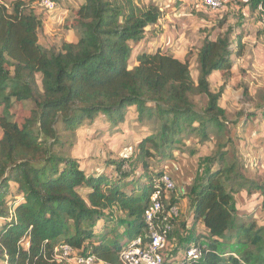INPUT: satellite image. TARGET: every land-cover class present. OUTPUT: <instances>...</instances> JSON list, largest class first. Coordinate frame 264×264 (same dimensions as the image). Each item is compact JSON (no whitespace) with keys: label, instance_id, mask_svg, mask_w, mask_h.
<instances>
[{"label":"trees","instance_id":"obj_1","mask_svg":"<svg viewBox=\"0 0 264 264\" xmlns=\"http://www.w3.org/2000/svg\"><path fill=\"white\" fill-rule=\"evenodd\" d=\"M40 1L19 0L10 10L0 0V262L59 264L54 250L68 244L91 251L104 264H121L122 247L149 234L145 213L165 174L152 169L155 154L168 161L198 136L200 144L213 143L216 151L188 193L191 218L209 239L195 264H264V227L238 220L234 205L243 189L261 194L264 204V178L245 176L220 106L234 59L245 54L243 35L233 41L228 29L215 40L206 36L197 54L195 81L192 53L181 61L161 50L146 52L130 69L132 46L164 17L152 0H84L74 12L77 41L64 43L58 54L39 44L44 23L35 9ZM260 6L261 20L264 0L245 3L253 13ZM215 73L223 74L217 92L210 83ZM202 96L207 103L200 109L195 100ZM260 100L264 118V93ZM15 103L33 108L22 125L11 113ZM131 109L138 123L155 126L135 158L147 176L144 182L129 179L126 160L111 163L114 176L86 174L64 152L67 145L74 146L87 121L103 115L118 127ZM197 152L191 149L190 155ZM99 221L104 229L123 232L112 229L113 237L98 238ZM223 244L235 245V251L220 252Z\"/></svg>","mask_w":264,"mask_h":264},{"label":"rangeland","instance_id":"obj_2","mask_svg":"<svg viewBox=\"0 0 264 264\" xmlns=\"http://www.w3.org/2000/svg\"><path fill=\"white\" fill-rule=\"evenodd\" d=\"M19 0H5V4L12 10ZM84 0H55L56 9L52 12L37 6L35 11L44 23L39 31V44L43 49L58 54L64 43L76 41L74 12ZM153 4L162 8L164 17L157 26L146 30L145 38L133 45V54L130 69L137 63V56L143 53H155L161 50L169 56L190 58V69L196 81L197 54L206 36L215 40L228 29L233 32L232 40L236 35H243L246 50L241 60H235V67L231 79L224 91L220 106L226 110L228 118V132L236 156L244 166L247 178L262 181L264 178V118L261 114L260 96L264 93V28L258 12H251L245 7L246 0H231L219 11H211L201 0H152ZM149 3V2H148ZM223 74L213 75L210 79L211 90L219 91L223 85ZM41 86V76L37 77ZM197 106L202 109L207 99L202 96L196 98ZM30 103H15L11 113L14 120L20 125L30 116ZM0 109V115L2 114ZM255 114L253 120H249ZM137 113L131 109L125 123L112 127L106 118L101 115L95 121H87L77 132L74 146L64 149V152L79 162L81 170L87 174H107L114 176L111 163L119 164L126 160L124 171L129 173V179H141L144 182L145 171L137 165L136 154L139 144L155 131V126L142 125L137 122ZM154 130V131H153ZM200 138L194 136L187 142V148L181 147L174 151V156L168 161H162L155 154L151 162L152 169L158 173L169 174L176 183V192L171 195L174 203L180 189L186 192L187 210L182 212L180 200L175 201L179 208V216L173 224L169 251L174 256L180 254L191 243L206 246L208 234L202 226L198 227L189 212L188 193L203 177L211 166V157L215 154L216 145L200 144ZM226 141V138L223 139ZM228 146L229 151H233ZM197 150L190 155V150ZM215 168V167H214ZM135 172V173H134ZM82 193L84 191L82 190ZM177 202V203H176ZM235 209L238 220L250 224L257 223L264 227V204L259 193L248 194L243 189L235 195ZM190 222V224H189ZM97 226V225H96ZM101 227V225H100ZM97 227L95 230L99 231ZM112 229L123 231L121 228L106 227L105 231H97V237H113ZM106 231L110 233L106 234ZM26 245V244H25ZM225 245V246H224ZM220 252H234L235 245L223 244ZM229 255V254H228ZM231 255V254H230ZM0 264H4L0 262Z\"/></svg>","mask_w":264,"mask_h":264},{"label":"built area","instance_id":"obj_3","mask_svg":"<svg viewBox=\"0 0 264 264\" xmlns=\"http://www.w3.org/2000/svg\"><path fill=\"white\" fill-rule=\"evenodd\" d=\"M201 1L211 11H219L231 0ZM38 6L49 12L57 7L55 0H41ZM262 11L260 6L258 13L261 14ZM261 23L264 28V16ZM175 192L174 179L167 173L163 174L151 196V206L145 213L149 234L127 242L122 247L119 254L121 264H195L202 259L206 246L196 243L189 244L176 256L169 251L173 223L179 216V208L171 202V195ZM53 260L59 264H104L91 251L76 249L68 244L55 248Z\"/></svg>","mask_w":264,"mask_h":264},{"label":"crops","instance_id":"obj_4","mask_svg":"<svg viewBox=\"0 0 264 264\" xmlns=\"http://www.w3.org/2000/svg\"><path fill=\"white\" fill-rule=\"evenodd\" d=\"M76 32V31H75ZM76 41H77V39H76ZM76 41H74V42H76ZM71 43H73V42H71ZM148 53H150V52H148ZM173 57H175V58H177V59H179V60H181V61H184V59H181V58H179V57H177L176 55L175 56H173ZM244 57V56H243ZM242 57V58H243ZM242 58H239V59H234V61L235 60H241ZM234 67H235V65H234ZM234 70V69H233ZM233 73V72H232ZM217 74H219V73H215L214 74V76L215 75H217ZM87 174V173H86ZM185 191H183V189H180V191H178L177 192V195H176V199H174L175 201H178V200H180V202H182V203H180V209L182 210V212H185L186 210H187V204H186V198L184 197V195H185ZM19 201H22L21 199L19 200ZM177 203V202H176ZM189 208V212L191 211V209H190V207H188ZM189 224H190V222H189ZM100 225H101V227H100ZM104 222L103 221H99L98 222V224H97V226H96V229H97V227L98 228H100L99 229V231H100V233H102L103 231H105V229H104ZM198 225V227L200 226V224H197ZM200 227H202V229H204L203 228V226H200ZM123 230V229H122ZM96 231V230H95ZM98 231V230H97ZM97 231H96V233H97ZM98 231V232H99ZM107 232V231H106ZM121 232H123V231H121ZM120 232V233H121ZM27 246V245H26ZM28 247V246H27Z\"/></svg>","mask_w":264,"mask_h":264}]
</instances>
